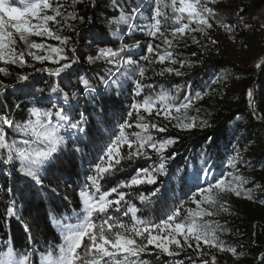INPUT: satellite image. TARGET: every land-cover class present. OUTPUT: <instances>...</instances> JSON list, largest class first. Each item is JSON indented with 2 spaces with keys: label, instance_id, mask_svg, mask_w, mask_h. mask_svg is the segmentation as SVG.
Returning a JSON list of instances; mask_svg holds the SVG:
<instances>
[{
  "label": "trees",
  "instance_id": "16d2710c",
  "mask_svg": "<svg viewBox=\"0 0 264 264\" xmlns=\"http://www.w3.org/2000/svg\"><path fill=\"white\" fill-rule=\"evenodd\" d=\"M137 6L143 11V16L133 22L147 24L149 11L144 9L154 8V0H78V3L69 8L68 11L74 10L85 19L83 22L70 21L71 27L65 26L59 30V35L69 37L65 46L67 55L76 56L80 61L61 77L36 71L38 68L56 67L51 61L41 63L26 56L27 63L23 65L0 62V67L8 70L7 75L0 73V88L4 89L0 93V115H10L17 122L27 120L32 107L54 111L47 100L37 103L42 96L51 95L55 100V94L50 93L49 86L59 84L71 95L72 92L81 91L84 78L99 86L97 78L109 71L117 75L127 73L122 77L123 88L119 94L112 90L99 97L100 105L103 107L106 104L108 113V119L102 123L95 122L98 114L91 105L85 104L84 97L79 98L81 111L86 108L93 112L89 117L93 134L78 137L75 142L69 140L42 175L43 186L20 173L17 170L18 162L15 165L4 163L0 150V257H4L9 246H14L17 252L25 254L31 246V235L38 241L31 259L33 264H40L41 253L49 245L61 243L60 228L56 221L63 219L65 223H75V219L68 218L74 217L76 213L82 215L79 191L90 183L87 176L93 174L94 165L99 162L118 123L127 118L126 113L131 110L130 104L134 99H142L135 96L133 91L136 79H141L144 84L153 86V92H159L162 86L172 95L178 96L180 101L191 96L193 106L187 115L196 117L197 126L181 130L174 126V121L169 122L163 116L156 117L153 113L149 118L167 128L164 133L152 130L154 135L158 138L178 137V140L167 149L166 155H175L168 162V176L160 177L164 187L156 197L144 202L138 199L140 193L147 195L159 184L122 189L128 193L126 200L139 209L137 217L150 218L158 223L165 213L179 206L181 201H187L185 207H195L189 198L196 191L197 184L206 186L222 173L232 172L234 175L250 178L245 187L254 188L253 199H248L243 194L236 196L229 193L223 196L221 199L226 201L228 211L207 218L225 229L219 233L220 238L226 247L237 249V256L228 251L220 252L209 248L203 242L201 250L205 255H200L193 241V247H185L183 251L172 246L177 252L175 256H168L155 249L154 245H149V250L141 258L147 264H201L203 259L210 260L215 255L216 264H264V119L259 118L264 117V0H217L215 4H210V7L216 9L215 19L231 25L233 31L228 32L215 21H210L213 27L206 35L195 32L183 37L177 36L173 40V46L168 49L177 60L175 64L170 60L161 64L155 61L153 54L147 52L149 42L160 45L161 52L167 48L159 37L153 39L139 31L128 33L127 25L119 26V38L112 34L116 26L111 22L119 14V9L131 11ZM50 27L55 30L51 23ZM165 34L172 39L170 32L166 31ZM193 37L198 42H194ZM32 38L37 43L60 45L54 38ZM121 39L125 44L141 42L139 47L121 54V59H128L130 53L131 59L140 61L139 65L127 68L105 61H97L96 64L87 62V56L95 55L100 47L118 48ZM25 47L18 40V50H24ZM73 47L76 49L75 53L72 52ZM146 55L155 62L144 61L143 57ZM180 60L184 61L183 66ZM140 66L147 69L144 77L138 75ZM167 68L177 69L181 74L165 71L160 75L161 70ZM23 75H30V79L21 81L19 77ZM177 87L179 92L176 91ZM38 89H44V92L39 93ZM249 89L253 92L251 104ZM197 93L200 99H196ZM88 111H85V115H88ZM134 121L135 113L130 122ZM202 121L207 122L206 126H200ZM133 130L135 129L127 131ZM8 133L11 137V130ZM126 151L125 146L122 154H126ZM237 152L240 159L235 167L230 166L227 160ZM158 162L155 156L150 160L122 161V166L127 171L117 172L106 181H101L102 190L108 191L119 182L130 179L134 175V169L150 167ZM205 170H208L206 178ZM196 174L201 176L199 181L195 178ZM9 187L12 188L11 193L8 192ZM109 198L116 199V194L113 193ZM13 201L16 215L30 226V233L25 231L16 217L6 216ZM123 210V205L117 206L110 214L119 215L127 221L129 217L122 215ZM181 243H184L183 240Z\"/></svg>",
  "mask_w": 264,
  "mask_h": 264
},
{
  "label": "snow or ice",
  "instance_id": "6c2138e0",
  "mask_svg": "<svg viewBox=\"0 0 264 264\" xmlns=\"http://www.w3.org/2000/svg\"><path fill=\"white\" fill-rule=\"evenodd\" d=\"M217 0H154V8L149 11V22L144 25L136 24L133 21L143 16L140 6L125 11L119 9V14L111 22L116 26L113 35L120 37V25H127L128 33L136 31L146 34L153 39L161 38L167 48L160 51V45L147 43V52L153 54L155 61L163 64L170 60L173 64L177 62L172 51L168 49L173 46V40L183 37L188 33L200 32L207 34V31L216 24L231 32V25L223 20H216V9L210 7ZM78 0H0V62L6 64H25L26 56L41 63L51 61L56 67L38 68L37 72H47L50 76L61 77L67 74L68 70L78 64L79 58L69 57L65 51V46L69 42V37L59 35V30L65 26L71 27L70 21H84L83 16H79L72 8ZM19 5V6H17ZM170 9L171 11H168ZM171 22V23H170ZM50 23L55 26L50 27ZM170 32L172 39L165 34ZM26 46L24 50H18V40ZM54 38L60 45H51L44 42L37 43L30 40V37ZM194 42L195 37H193ZM140 41L134 44H125L121 39L118 48L100 47L95 55H88L87 62L96 64L97 61H105L108 64H118L122 67L131 68L139 65L140 61L131 59H121V54L128 52L132 48L140 46ZM215 43V41H212ZM75 47L72 52L75 53ZM43 53V54H41ZM144 61L149 60V56L143 57ZM183 66L184 61H179ZM260 65L258 64L257 67ZM146 67H138L139 77H144ZM119 71V69H117ZM181 73L177 69L167 68L160 72ZM0 73L8 74L7 68L0 67ZM127 73L121 72L117 75L114 72H107L99 76V86L93 85L88 79H82L83 88L80 92H72L71 95L64 91L59 84L49 86L52 96H42L37 103L47 100L53 110H44L32 107L29 110L28 119L17 122L10 115H0V150L4 157V163L15 165L19 163L17 169L25 177L31 178L35 183L43 186L42 175L47 170L48 165L57 157L68 144L69 140L76 141L78 137L93 134V128L89 117L92 111L84 109L81 111L79 98H85V104L91 105L98 114L96 123L100 124L108 119L106 104L100 105L99 97L105 96L112 90L117 94L122 90V77ZM21 81H28L30 75L20 76ZM152 85H146L141 79H136L134 85V95L142 97L130 104V111L126 113L127 118L118 123L116 132L112 135L99 162L94 165L93 174L87 176L84 188L79 191V198L82 205V215L74 214L75 223H65L63 219L56 221L60 228L61 243L59 245H49L45 252L41 253L40 264H147L141 257L146 253L149 245H154L162 253L168 256H175L177 252L172 246L183 251L185 247L192 248L193 241L198 254L205 255L201 250V242L209 248L218 249L220 252L228 251L233 256H237L235 247H226L220 238L219 233L225 231L218 223L207 219L214 217L220 212H227L226 201L221 198L229 193L241 196L243 194L248 199H253L254 188L245 187L250 182V178L234 175L232 172L222 173L214 182L207 183L206 186L197 184L196 191L189 198L195 207H185L187 201H181L179 206H175L158 223H154L150 218L142 219L137 217L139 209L135 204L126 200L128 193L122 189H132L140 185H157L147 195L140 193L138 199L141 202L149 201L151 197H156L164 183L160 180L162 176H168V162L174 158V153L167 154V149L174 145L178 137L158 138L152 130L158 133L167 131L166 127L159 126L154 120L149 119L155 113L156 117L163 116L169 122H175L174 126L181 130H190L197 126L196 117L188 116V110L193 106L191 96H186L182 101L170 91L161 86L159 92L151 91ZM146 89L149 91L146 92ZM4 91L0 88V93ZM43 93L44 89H38ZM179 92V87L176 89ZM253 92L248 91L249 103H252ZM196 94V99H200ZM107 100V98H106ZM180 101V102H178ZM19 107V105H17ZM88 111V115H85ZM199 111V109H197ZM135 113V121L130 122ZM175 113L176 115H173ZM146 114V115H145ZM264 119V117H259ZM207 122L202 121L201 127ZM128 129H135L127 131ZM11 130L12 136H9ZM16 137H19L17 139ZM126 146V154H122V149ZM77 151L79 149H76ZM151 150V151H149ZM155 156L158 163L146 168L134 169V175L126 181L119 182L108 191L102 190L101 181H106L117 172H125L123 162H132L138 159L150 160ZM240 159V154L228 158L227 163L235 167ZM208 175V170L204 171V177ZM196 180L201 176L196 174ZM55 191V189H53ZM12 192V188H8ZM116 194V199H110L112 194ZM199 197V198H198ZM123 205L124 217H129L125 221L119 215L110 214L117 206ZM7 217H16L23 224L26 232H31L30 226L24 223L16 215L15 202L8 207ZM31 246L25 254L17 252L14 246H9L4 257H0V264H33L31 257L35 254L36 241L29 235ZM183 240V244L181 243ZM217 257L203 259L201 264H216Z\"/></svg>",
  "mask_w": 264,
  "mask_h": 264
},
{
  "label": "rangeland",
  "instance_id": "374dc122",
  "mask_svg": "<svg viewBox=\"0 0 264 264\" xmlns=\"http://www.w3.org/2000/svg\"><path fill=\"white\" fill-rule=\"evenodd\" d=\"M17 6H19V5H17ZM30 40H33V38L32 37H30ZM56 99V98H55Z\"/></svg>",
  "mask_w": 264,
  "mask_h": 264
}]
</instances>
